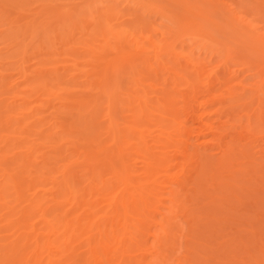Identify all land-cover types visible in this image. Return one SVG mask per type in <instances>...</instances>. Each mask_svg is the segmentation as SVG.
<instances>
[{
    "label": "bare ground",
    "instance_id": "6f19581e",
    "mask_svg": "<svg viewBox=\"0 0 264 264\" xmlns=\"http://www.w3.org/2000/svg\"><path fill=\"white\" fill-rule=\"evenodd\" d=\"M155 1L0 0V264H264V24Z\"/></svg>",
    "mask_w": 264,
    "mask_h": 264
},
{
    "label": "rangeland",
    "instance_id": "374dc122",
    "mask_svg": "<svg viewBox=\"0 0 264 264\" xmlns=\"http://www.w3.org/2000/svg\"><path fill=\"white\" fill-rule=\"evenodd\" d=\"M156 1H159L161 4H163V3H165L166 5L168 4V3H170L169 2V0H167V2H166V0H165V2H163L162 3V1H164V0H156ZM155 1V2H156ZM200 1V0H199ZM201 1H203V0H201ZM207 3H210L209 1L210 0H205ZM205 1H203V2H205ZM258 3L256 4V2H255V0H213L212 2L213 3H210L212 6H211V9L212 10H217V9H219L220 11H223L222 13L221 12H213V17H215V18H217L218 17V19H220L221 20V17L219 18V14H224V13H226V14H228L229 16L230 15H233L232 14V12H231V8H235L236 10H237V12H239L241 15H243V14H246V17L247 18H252V19H256L257 21H259L261 24H264V21H263V13H264V2L262 3V1H264V0H256ZM260 1V2H259ZM261 3V4H260ZM165 4H163V5H165ZM172 3H170L169 5H171ZM169 5H167L168 7H170ZM172 6V5H171ZM194 11V10H193ZM191 12L192 14L194 13V12ZM138 12H139V16H143L146 20H147V22H146V24H147V27H148V29L151 31V33L155 36V37H157V39H161L163 36H162V33L159 31V29L158 28H162V29H167V25H166V22L163 20V18L160 16V15H157V14H154V13H148V12H145V11H143V10H141V9H139L138 10ZM191 13L190 12H188V16L190 17V16H193V15H191ZM245 16V15H244ZM233 20H235V21H233ZM233 20H231V22H232V24L231 25H235L236 27H238V28H240V24H241V22H239V20L237 19V18H233ZM240 23L239 25L237 24V23ZM233 23H235V24H233ZM238 25V26H237ZM242 25H243V23H242ZM212 27V26H211ZM215 27V26H214ZM245 27H246V25H245ZM244 27V28H245ZM242 28H243V26H242ZM240 30V29H239ZM244 30V29H243ZM242 30V31H243ZM241 31V30H240ZM245 31V30H244ZM248 31V30H247ZM213 32H215L216 33V35H217V39H219V34L220 33H218V32H220V31H218V29H217V31H216V28H214L213 29ZM237 33H238V31H237ZM237 33H235V35L232 37V38H234L235 36V38L237 39H242V38H240L239 37V35L237 34ZM225 33H223V35H224ZM229 34H231V33H229ZM228 34V35H229ZM221 35L222 34H220V37H221ZM225 36H226V34H225ZM229 36H232V35H229ZM229 36H226L227 38H229ZM216 37V36H215ZM225 37V38H226ZM225 38H220L221 40L223 39H225ZM231 38V37H230ZM222 40V41H223ZM232 40V39H231ZM228 41H229V39H228ZM242 40H240V43L239 42H237V43H231L232 44V48H233V50H234V53H235V55H236V57L238 58V60H240V61H244V60H248V59H250L251 61H253V62H255V63H262V64H264V54H260V51L259 50H249L248 49V47L247 46H245L242 42H241ZM230 42H232V41H230ZM239 44V45H238ZM208 58H210V59H213V63L214 62H216V60H218L219 59V57L218 56H216V54H210V53H206L205 54ZM233 70L234 71H236L237 73H239L240 74V77L242 78V77H245V76H249L250 75V73H251V71H247L246 69H242L240 66H233ZM253 78H254V76H253ZM193 122H190V124H192ZM210 153L209 154H211V151H209ZM215 152V156L213 157V156H211L212 158H214V160H216L215 159V157H217L218 155H216V151H214V150H212V153H214ZM210 156V155H209ZM212 160V159H211ZM213 160V161H214ZM216 161H218V162H220V159H218L217 158V160ZM215 163V162H214ZM263 171V170H262ZM264 173V172H263ZM253 174H254V172H253ZM250 183V182H249ZM250 187H251V185H249ZM245 190V189H244ZM249 192L251 191V190H248ZM242 192V191H241ZM244 192V191H243ZM241 193L240 195H242L241 197H242V199H243V194L244 193H247V189H246V192H244V193ZM248 192V193H249ZM252 193H253V190H252ZM250 195V196H249ZM252 194H248V196L247 195H245V197H246V199H245V197H244V199H245V201H247L248 203H250L249 201V199H251L253 202H254V193H253V197L251 196ZM249 197V198H248ZM251 197V198H250ZM248 198V199H247ZM244 201V202H245ZM251 201V202H252ZM246 203V202H245ZM245 203H244V205H245ZM254 204V203H253ZM253 204H251V206L250 205H248V206H250V208H246L247 206L245 205H243L245 208L244 209H246L247 211H251L254 207H252V205ZM255 206V205H254ZM251 209V210H250ZM227 217V216H226ZM228 222V221H227ZM231 222V221H230ZM228 224V223H227ZM228 230V229H227ZM226 230V231H227ZM229 231V230H228ZM224 232V231H223ZM226 233V235H227V232H225ZM225 233H223V234H225ZM225 236V235H224Z\"/></svg>",
    "mask_w": 264,
    "mask_h": 264
}]
</instances>
